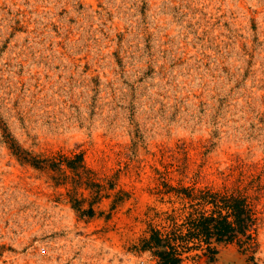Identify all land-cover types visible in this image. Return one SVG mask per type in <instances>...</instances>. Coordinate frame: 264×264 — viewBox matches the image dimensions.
<instances>
[{
  "label": "rangeland",
  "instance_id": "374dc122",
  "mask_svg": "<svg viewBox=\"0 0 264 264\" xmlns=\"http://www.w3.org/2000/svg\"><path fill=\"white\" fill-rule=\"evenodd\" d=\"M181 187L258 221L186 264H264V0H0V264H157Z\"/></svg>",
  "mask_w": 264,
  "mask_h": 264
},
{
  "label": "trees",
  "instance_id": "16d2710c",
  "mask_svg": "<svg viewBox=\"0 0 264 264\" xmlns=\"http://www.w3.org/2000/svg\"><path fill=\"white\" fill-rule=\"evenodd\" d=\"M69 168L72 163L65 161ZM181 207L166 214L160 227L151 226L141 250L157 264H186L190 260H217L220 248L237 244L251 255L257 251L258 221L250 199L214 189L170 188Z\"/></svg>",
  "mask_w": 264,
  "mask_h": 264
}]
</instances>
